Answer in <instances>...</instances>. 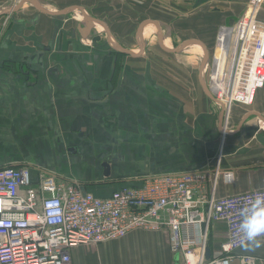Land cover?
<instances>
[{"label": "crops", "instance_id": "crops-1", "mask_svg": "<svg viewBox=\"0 0 264 264\" xmlns=\"http://www.w3.org/2000/svg\"><path fill=\"white\" fill-rule=\"evenodd\" d=\"M19 2L0 0V13ZM163 2L169 3L25 0L18 10L0 15V167L43 168L105 198L148 177L214 168L221 157L235 175L231 185L220 183V196L264 188V87L254 104L232 106L223 139L224 108L206 92L211 82L204 60L196 69L174 58L194 46L207 52L194 37L177 40L169 21L180 18L160 8ZM203 2L193 17L210 2L224 22L242 13L238 22L250 5V0ZM258 18L264 23V6ZM184 22L186 34L198 28V22ZM89 23L86 38L80 28ZM148 27L153 31L145 35ZM156 40L159 49L150 48ZM157 56L171 65L158 66ZM226 238V224L213 222L212 252ZM243 255L264 264V245L241 247L232 264H244ZM72 257L74 264H179L168 233L143 230L80 245Z\"/></svg>", "mask_w": 264, "mask_h": 264}, {"label": "built area", "instance_id": "built-area-1", "mask_svg": "<svg viewBox=\"0 0 264 264\" xmlns=\"http://www.w3.org/2000/svg\"><path fill=\"white\" fill-rule=\"evenodd\" d=\"M262 3L252 0L248 14L217 37L210 85L226 111L223 139L233 103L252 105L264 87ZM234 175L220 157L214 168L148 177L103 198L43 168L0 167V264H74V248L119 240L134 230L168 233L179 264H232L243 247L239 210L264 191L220 196V183L231 185ZM213 222L226 224L227 238L207 259ZM241 260L257 264L260 258Z\"/></svg>", "mask_w": 264, "mask_h": 264}, {"label": "rangeland", "instance_id": "rangeland-1", "mask_svg": "<svg viewBox=\"0 0 264 264\" xmlns=\"http://www.w3.org/2000/svg\"><path fill=\"white\" fill-rule=\"evenodd\" d=\"M203 1H207V0H188V2H187L188 4L184 5V3H182V5H181L182 7H180V3L178 2V0H173V1L168 0L169 3L163 2V6H159L161 4H158L157 6H159L164 11H166V13L169 16L180 18V19H178L180 21H175V22L169 21V24L172 26V32H174L175 36L176 35L178 36V38H177L178 41H180V42L183 41V43H184V42H186V40H190V38H187V36H190V37H194L191 39H196L197 41L198 40L204 41V45H206L207 49H208V44L210 46V49L207 50V53L205 54V56H204L203 49L199 46V48L193 47L192 49H188L184 54L179 53L180 55L174 56V58L176 57L178 59L179 63L184 61L188 64V67L196 68V69H199L201 66V62L205 58H207L208 61L205 64V68L208 71H210V70L212 71L214 58H216L214 56L215 51H216V45L214 44V42H215V38H216L217 33H218V31L216 33V26H219L222 23H225L224 25H226V26H234L237 22V21H235V19L237 17L243 15V14L242 13H239V14L233 13V15L229 18V20L226 19L224 22L223 20H219L220 17L216 13L215 3L211 4L209 2L208 4L204 5V9L201 10L200 14L195 15V17H193L192 16L193 10H195L198 5H202V3H204ZM251 2H252V0H250V2H249L250 5H251ZM175 5H177V6H175ZM250 5L247 6V9L245 10L244 15L248 14L249 9H250ZM263 6H264V0H263V3H262L260 10L263 8ZM189 10H190V12H189ZM258 14H259V12H258ZM186 20H188L190 22H198V23L194 24V26H196L198 24V28L194 27V28H192L191 32H189V34H186V32H184V29L187 28L186 23L184 22ZM152 31H153V28L148 27L145 30V35L151 33ZM110 33H112V32H110ZM103 34L106 35V32H103ZM106 38H103V39H106ZM153 40H154V38H153ZM213 45H215V48L212 51ZM159 47H160V45H159L158 40L153 41V43H152V41L150 42V48L159 49ZM194 49H196V51ZM198 50H199V52L201 51V54L198 52ZM164 56H165V54H164ZM166 57H168L167 54H166ZM174 60L176 61V59H174ZM164 61L165 62L167 61L168 64L171 65L170 61L162 60V58H160L158 56L156 57V63L158 66L161 67L162 64L164 65V63H165ZM207 70H206V74H207V77L209 79V72ZM206 86H209L211 88V86L209 85V82H207V81H206ZM212 93H214V95L217 96V94H216V92H214V90ZM234 104L235 103H233V105ZM239 104H242V103H239ZM229 119H230V116H229ZM228 122H229V120H228Z\"/></svg>", "mask_w": 264, "mask_h": 264}, {"label": "clouds", "instance_id": "clouds-1", "mask_svg": "<svg viewBox=\"0 0 264 264\" xmlns=\"http://www.w3.org/2000/svg\"><path fill=\"white\" fill-rule=\"evenodd\" d=\"M239 216L242 246L254 250L264 245V191L255 193L239 210Z\"/></svg>", "mask_w": 264, "mask_h": 264}, {"label": "water", "instance_id": "water-1", "mask_svg": "<svg viewBox=\"0 0 264 264\" xmlns=\"http://www.w3.org/2000/svg\"><path fill=\"white\" fill-rule=\"evenodd\" d=\"M24 2H25V0H24L23 2H21V3L17 6L16 9L14 8V9H11V10H8V11H4L3 13H0V15H3V14H10V13H12L13 11L18 10V9L24 4ZM42 10H43V12H46L45 9H42ZM92 27H93V24H90V23H89L86 27H83V28L81 27V28H80V32H81V34H82L84 37L87 38V37L89 36L90 30L92 29ZM84 31L87 32V33H84ZM109 36H110V40L113 41V37H112V34H111L110 32H109ZM191 43H192V42L190 41V42L187 43V45H190ZM195 43L201 45V46L204 48L205 52H207L206 47H205V45H203V43L198 42V41L195 42ZM116 44H117V43H116ZM117 46H118V48H120V45L117 44ZM162 46H163V45H162ZM183 46H185V45H182L180 48H182ZM163 48H165V47L163 46ZM123 49H124V48H123ZM165 49H166V48H165ZM178 49H179V48H178ZM166 50H167V49H166ZM207 61H208V59L205 58L204 61H203V66H205V64H206ZM205 88H206V92H207V94L214 98V96H212V94H211L210 90L208 89V87L206 86ZM214 99H215V98H214ZM225 117H226L225 112H223V114H222V122H223V123H224ZM261 118L264 120L263 117H261ZM206 226H207V224L204 223L203 226H202L203 232L206 231ZM211 257H212V250H211L210 247H208V248H207V259H210Z\"/></svg>", "mask_w": 264, "mask_h": 264}, {"label": "bare ground", "instance_id": "bare-ground-1", "mask_svg": "<svg viewBox=\"0 0 264 264\" xmlns=\"http://www.w3.org/2000/svg\"><path fill=\"white\" fill-rule=\"evenodd\" d=\"M113 43L116 45V42L115 41H113ZM194 47H198L199 48V46H194Z\"/></svg>", "mask_w": 264, "mask_h": 264}]
</instances>
